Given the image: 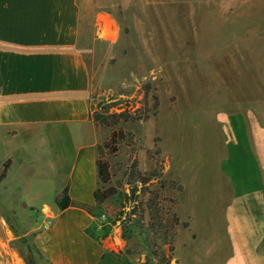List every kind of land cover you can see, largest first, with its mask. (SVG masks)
<instances>
[{
	"label": "crops",
	"instance_id": "1",
	"mask_svg": "<svg viewBox=\"0 0 264 264\" xmlns=\"http://www.w3.org/2000/svg\"><path fill=\"white\" fill-rule=\"evenodd\" d=\"M176 4L191 16L217 10L220 27L212 30L221 32L224 97L225 81L238 79L244 55L252 57L254 94L221 112L222 176L229 182L221 190L229 248L222 264H264V0H0V172L8 166L0 208L17 221L12 226L0 210V264H23L21 245L37 264L101 263L104 248L89 233L98 218L88 210L97 204L100 137L82 49L97 41L127 47L134 33L156 31L150 16ZM59 128L70 133L74 151L65 171L48 132ZM45 144L56 159L48 174L38 166ZM66 186L72 205L60 210ZM46 207L53 208L48 228Z\"/></svg>",
	"mask_w": 264,
	"mask_h": 264
},
{
	"label": "rangeland",
	"instance_id": "2",
	"mask_svg": "<svg viewBox=\"0 0 264 264\" xmlns=\"http://www.w3.org/2000/svg\"><path fill=\"white\" fill-rule=\"evenodd\" d=\"M189 12L176 4L162 16H150L156 31L134 33L127 47L97 41L82 49L94 79L92 110L101 102L103 109L116 104L105 114L108 123L96 125L104 146L98 158L107 163L109 178L98 189L107 197L88 207L98 218L89 233L108 255L103 264H222L228 253L221 218L222 184L229 183L222 176L221 112L254 94V69L245 54L242 75L225 81L224 97L221 32L212 30L219 29L220 17L214 8ZM130 100L138 103V119H118ZM48 132L57 142L39 149L38 166L50 173L57 155L65 171L74 152L70 133ZM49 145L55 155L49 156ZM0 210L17 226L10 209ZM35 215L44 219L39 210Z\"/></svg>",
	"mask_w": 264,
	"mask_h": 264
},
{
	"label": "trees",
	"instance_id": "3",
	"mask_svg": "<svg viewBox=\"0 0 264 264\" xmlns=\"http://www.w3.org/2000/svg\"><path fill=\"white\" fill-rule=\"evenodd\" d=\"M147 89L150 90L149 86ZM146 92H147L146 93V98H147L149 96V93H148V91H146ZM111 100H114V99H111ZM103 103L104 102L99 103V105L97 106V109L92 110V119L97 126L104 125V124L108 123V117H105L106 116L105 114L109 113L110 110H112V108H115V106H116L115 103H111V104H108V107H105L103 109L102 108ZM157 105H158V102L156 103V107H157ZM137 107H138L137 101L136 100H132V101L130 100V101H128L127 104H125V106L120 107V109L122 111L120 113H117L115 116L118 119L121 118L123 121H126V122L136 121L138 119L136 114H135L136 111H138ZM126 114H129L130 116H128V115L126 116ZM103 147L104 146H101V145L98 146L99 155H101V153L103 151ZM97 168H98L99 180L104 182V183L107 182L109 179L108 178V169H107L108 165H107V163L103 162V159L101 157H99L97 160ZM7 170H8V166L6 164L4 169L0 172V181H2L3 179L6 178ZM94 196H95V200L97 203H102L107 197V196H104L100 193V189L96 190ZM56 204L60 210H65L72 205V200H71L70 195H69V186H66L63 189L62 193L60 194V196L58 197V199L56 201ZM118 221L122 222V225H123L124 219H123L122 215L119 216ZM122 229L125 230V226H122ZM107 256L108 255L106 253L103 254L100 264H103V262L106 261ZM144 264H151V263L146 262ZM157 264H168V263H166L164 260H160Z\"/></svg>",
	"mask_w": 264,
	"mask_h": 264
},
{
	"label": "water",
	"instance_id": "4",
	"mask_svg": "<svg viewBox=\"0 0 264 264\" xmlns=\"http://www.w3.org/2000/svg\"><path fill=\"white\" fill-rule=\"evenodd\" d=\"M20 252H21L22 257L26 261L30 262V261L34 260L33 253H32V251L28 245H21L20 246Z\"/></svg>",
	"mask_w": 264,
	"mask_h": 264
},
{
	"label": "built area",
	"instance_id": "5",
	"mask_svg": "<svg viewBox=\"0 0 264 264\" xmlns=\"http://www.w3.org/2000/svg\"><path fill=\"white\" fill-rule=\"evenodd\" d=\"M45 213L47 215L45 227L48 228V227H50L52 225V220H51L52 214L51 213H47V212H45Z\"/></svg>",
	"mask_w": 264,
	"mask_h": 264
}]
</instances>
